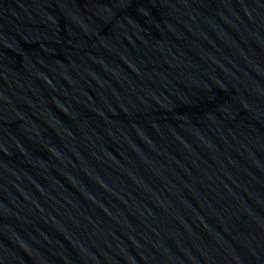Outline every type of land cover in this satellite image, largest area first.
I'll list each match as a JSON object with an SVG mask.
<instances>
[{
    "label": "water",
    "instance_id": "1",
    "mask_svg": "<svg viewBox=\"0 0 264 264\" xmlns=\"http://www.w3.org/2000/svg\"><path fill=\"white\" fill-rule=\"evenodd\" d=\"M0 264H264V0H0Z\"/></svg>",
    "mask_w": 264,
    "mask_h": 264
}]
</instances>
